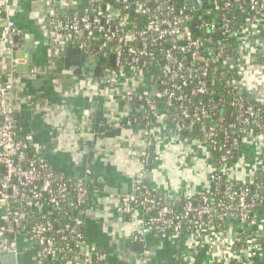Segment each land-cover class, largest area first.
<instances>
[{
    "label": "built area",
    "instance_id": "obj_1",
    "mask_svg": "<svg viewBox=\"0 0 264 264\" xmlns=\"http://www.w3.org/2000/svg\"><path fill=\"white\" fill-rule=\"evenodd\" d=\"M81 1V6L67 13L49 14L52 33L63 48L80 50L90 62L96 61L92 45L108 58L110 64H98L103 85L98 96L121 97L135 104L139 114H132L130 121L141 125L146 136L139 155L142 169L161 160L155 140L167 145L170 134L190 138L213 158L221 151L207 189L175 198L161 196L140 182L133 192L120 197L116 212L129 217L141 211L146 231L161 238L185 237L204 243L228 264H264V206L257 210L264 196L258 194L261 185L255 190L247 186L257 175L264 178V167L243 181L227 173L233 165L246 164L242 150L235 155L245 137L257 139L264 151V106L245 104L234 93L244 92L241 78L249 69L246 63L254 57L264 62V40L254 37L257 26H264V0H248V16L236 30L221 11L241 0ZM11 8V0H0V41L10 52L15 49L16 33ZM131 14L136 17L131 19ZM223 79L231 91L214 100L210 86ZM11 92V81L0 76V252L18 255L17 235L25 233L37 243L31 264H106L104 253L88 252L74 215L90 201L87 185H91L53 172L37 154L27 157L32 148L16 127ZM160 101L167 108H159ZM227 115L232 122H227ZM147 147L152 149L151 157ZM231 158L235 160L230 162ZM232 183L246 186L235 189ZM64 204L71 206V222L54 230L51 218ZM56 235L63 245L57 244ZM70 240L76 250L70 248ZM145 256L143 250L139 263L146 262ZM182 259L193 264L189 256Z\"/></svg>",
    "mask_w": 264,
    "mask_h": 264
},
{
    "label": "crops",
    "instance_id": "obj_2",
    "mask_svg": "<svg viewBox=\"0 0 264 264\" xmlns=\"http://www.w3.org/2000/svg\"><path fill=\"white\" fill-rule=\"evenodd\" d=\"M81 4V0H11L15 49L8 51L0 41V76L12 84L10 100L16 107L19 134L53 172L91 185L90 201L74 215L82 225L88 252L104 253L106 264H184L182 256L191 257L193 264H228L204 243L146 231L141 211L129 217L116 212L120 197L140 182L161 196L192 197L209 187L208 176L217 163L190 138L170 134L167 145L155 140L161 160L142 169L139 155L146 136L141 125L130 121L132 114H139L135 104L98 96L103 85L97 61L90 62L76 48H63L52 33L49 14L67 13ZM254 37L264 40L262 24ZM246 65L243 94L264 106V62L254 57ZM241 150L246 164L233 165L227 173L243 181L264 167V151L250 136L243 139ZM1 215L0 210V219ZM17 242L20 253L0 252V264L32 263L36 241L19 233ZM143 250L146 262L139 263Z\"/></svg>",
    "mask_w": 264,
    "mask_h": 264
},
{
    "label": "trees",
    "instance_id": "obj_3",
    "mask_svg": "<svg viewBox=\"0 0 264 264\" xmlns=\"http://www.w3.org/2000/svg\"><path fill=\"white\" fill-rule=\"evenodd\" d=\"M221 5V2L218 3V6ZM247 5H248V0H241L240 2H237V3H233L231 5V8L229 9H224L221 11V13H223V16L230 20V27L233 29V30H236L238 29V27L243 24L244 20L246 19V17L248 16L247 14ZM136 15L134 16L133 14H131V19L135 18ZM205 35H208V36H211L212 38H218L219 37V34L216 33V32H209V31H205ZM90 51L94 54V59L97 61V63L99 65H102L103 63H109V60L108 58L106 57H103L102 53L101 52H98L97 51V46L94 47L93 45L91 46L90 48ZM233 76H237V73H233ZM210 88L214 89L215 90V93H214V100H216L217 96H220V95H226L227 94V91H231L230 89V86L228 85L227 83V80L226 79H223L222 81H217L215 86H210ZM234 92V91H233ZM235 95L237 97H242L243 98V102L245 104H250L254 107H260L262 109V104L257 102V101H254V100H251L249 98H247L246 96H244L242 93H240L239 90H235ZM159 108H167L164 103L162 101H160L159 103ZM172 110V108H170V111ZM262 114L264 115V111L262 112ZM222 114H221V111L217 112V116L220 117ZM227 118V122H232L233 121V117L232 116H225ZM217 139H220L219 137H217ZM229 145V144H227ZM222 150V149H221ZM147 153H149V156L151 157L152 156V149L150 147H147L146 149ZM241 151V147L239 146L237 149H235V155H238V153H240ZM218 153L216 154L214 160L216 161L218 159V155L221 154V151H217ZM27 157L28 158H31L33 157V153H31L30 151H28L27 153ZM236 159V157H235ZM235 159L231 158L229 159L230 162L234 161ZM259 184L261 185V188L258 189V194L259 195H263L264 196V178L263 176L261 175H257L255 176L253 182L251 184H248L247 186L251 189V190H255V186ZM241 186H246V185H243V184H238V183H232L231 184V187L232 188H235V189H238L240 188ZM87 188L89 190V193L87 194L88 196V199L91 197V189L92 188H89V186L87 185ZM70 195H74V192H70ZM182 202V200H180ZM69 202V200H68ZM87 205H81V209L82 208H85ZM264 206V199L261 200V204L257 205V210H259L260 208H262ZM180 208V207H179ZM45 212V210H44ZM72 210H71V206H67L66 204H64L61 209H60V212L58 214L55 215V218H51L53 220V225H54V230L58 229V228H64L67 224H69L71 222V218H72ZM27 224V222H25ZM77 230L80 231L83 235H84V231L82 229V225L80 223H77ZM57 237L55 238V240L57 241V244L58 245H63L62 244V241L60 239V236L59 235H56ZM85 237V235H84ZM69 246L72 250H76V247H74V245H72V241L70 240L69 241ZM94 264V263H93Z\"/></svg>",
    "mask_w": 264,
    "mask_h": 264
},
{
    "label": "water",
    "instance_id": "obj_4",
    "mask_svg": "<svg viewBox=\"0 0 264 264\" xmlns=\"http://www.w3.org/2000/svg\"><path fill=\"white\" fill-rule=\"evenodd\" d=\"M227 113H229V112H227ZM108 128V127H107Z\"/></svg>",
    "mask_w": 264,
    "mask_h": 264
}]
</instances>
